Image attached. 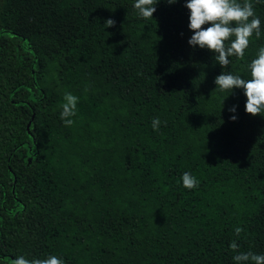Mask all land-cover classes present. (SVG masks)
Instances as JSON below:
<instances>
[{
  "label": "trees",
  "instance_id": "1",
  "mask_svg": "<svg viewBox=\"0 0 264 264\" xmlns=\"http://www.w3.org/2000/svg\"><path fill=\"white\" fill-rule=\"evenodd\" d=\"M250 2L261 36L222 67L188 44L185 0L150 19L135 0H0V264H236L233 241L264 255V116L214 82L251 79L264 0Z\"/></svg>",
  "mask_w": 264,
  "mask_h": 264
},
{
  "label": "clouds",
  "instance_id": "2",
  "mask_svg": "<svg viewBox=\"0 0 264 264\" xmlns=\"http://www.w3.org/2000/svg\"><path fill=\"white\" fill-rule=\"evenodd\" d=\"M159 0H135L133 7L138 10L139 15L144 19L153 17L156 11L155 5ZM177 0H167L168 4H174ZM185 7L189 10L188 27L192 36L188 44L192 47L199 46L214 53L215 60L222 66L227 67L230 63L229 57L236 56L243 59L245 50L248 48L253 35L256 38L261 36V20L256 16L253 4L245 0L243 4L237 0H185ZM106 28L113 27L115 20L108 18L105 21ZM205 25H208L205 27ZM251 79H243L239 75L221 72L215 77V84L221 91H232L242 88L246 96L245 111L252 116H264V47L258 51V55L250 63ZM78 97L65 93L61 119L65 126H71L76 115ZM236 111V106L229 109ZM236 120L237 116L230 117ZM161 124L160 119L152 120V127L158 130ZM183 186L187 189L196 188L199 181L189 172L182 175ZM242 231L236 229L237 235ZM230 248L237 254L233 257L236 264H264V255L252 252H239V245L233 241ZM10 264H64V261L55 256L49 255L45 259H26L24 256H17L10 261Z\"/></svg>",
  "mask_w": 264,
  "mask_h": 264
},
{
  "label": "rangeland",
  "instance_id": "3",
  "mask_svg": "<svg viewBox=\"0 0 264 264\" xmlns=\"http://www.w3.org/2000/svg\"><path fill=\"white\" fill-rule=\"evenodd\" d=\"M8 44V43H11V40L10 38H6V37H3V38H0V48H2L5 44ZM21 48H18V50H20ZM30 53L27 51V49L23 48L22 50H20V57L22 58V60H27L30 58Z\"/></svg>",
  "mask_w": 264,
  "mask_h": 264
}]
</instances>
